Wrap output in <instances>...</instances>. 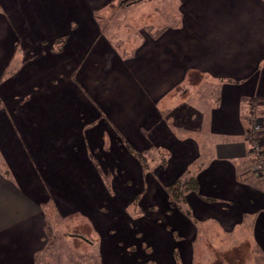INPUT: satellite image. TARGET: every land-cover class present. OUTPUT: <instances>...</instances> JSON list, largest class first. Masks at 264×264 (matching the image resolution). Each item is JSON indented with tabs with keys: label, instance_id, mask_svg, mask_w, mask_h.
Here are the masks:
<instances>
[{
	"label": "crops",
	"instance_id": "1",
	"mask_svg": "<svg viewBox=\"0 0 264 264\" xmlns=\"http://www.w3.org/2000/svg\"><path fill=\"white\" fill-rule=\"evenodd\" d=\"M119 1L0 0V263L25 264L39 247V206L52 196L89 215L105 198L87 148L114 150L101 163L122 170L118 200L137 190L140 178L124 144L109 135L116 130L103 121L77 123L79 117L98 118L101 109L134 148L152 141L170 151L160 173L166 183L199 157L197 141L185 132L210 139V154L192 176L196 187L185 193L189 212L170 208L164 224L139 227L150 255L140 243L133 260H264V178L252 174L245 139L252 106L264 142V0H133L128 6ZM96 14L105 29L115 20L134 39L119 45L120 51L102 39L93 44ZM58 36L66 44L53 56L50 43ZM183 84L195 91L173 93ZM26 94L28 108L15 109L14 101ZM177 130L186 136L178 137ZM129 177L133 183L126 187ZM148 180L139 187L150 190ZM154 185L163 206V191ZM92 219L105 242L106 219ZM117 222L121 240L125 227ZM204 231L211 235L205 241ZM199 239L215 246L214 259L196 253ZM216 246L224 252H215ZM107 250L102 247L104 261Z\"/></svg>",
	"mask_w": 264,
	"mask_h": 264
},
{
	"label": "rangeland",
	"instance_id": "2",
	"mask_svg": "<svg viewBox=\"0 0 264 264\" xmlns=\"http://www.w3.org/2000/svg\"><path fill=\"white\" fill-rule=\"evenodd\" d=\"M132 1L133 0H121L119 2L124 6H128L129 2ZM95 18V23L98 28L95 32L96 35H93L92 37L93 44L96 39H102L109 44H114L115 49L120 51L122 48H120L119 45L123 44L124 41H132L134 39L131 32L129 30L126 31L125 26L117 25L115 20L108 23L109 29L108 27L105 29L104 25H101L102 22L100 20V15L96 14ZM119 24H123L122 19ZM107 32H109V34ZM114 36L115 38L113 39ZM65 41V36L55 37L53 43H50L51 48L49 53L53 56L58 54L61 55L66 44ZM34 87L33 90L35 91L37 88L36 86ZM195 88L196 86L194 85L189 86V84H183L177 87L176 91L173 90V93L182 92L185 95L192 94L195 91ZM30 97L31 94H26L22 95L17 101H14L16 106L15 109H27L30 103ZM88 101H92L93 104L97 105V101L93 99H88L87 102ZM42 104L41 107L47 108L46 102H43ZM162 104L163 102H161V106ZM0 107H2V105H0ZM99 113L98 118L94 117L91 120L79 117L77 123L80 125H90L95 121H103L117 131L115 125L102 109L99 110ZM161 113L163 117V109L161 110ZM9 115L10 113L7 112L8 118ZM252 122L256 123L257 120L254 119V116L250 115L247 130L245 132V139H247L249 147L251 145H256L259 147V150L264 149V143L254 134L250 135ZM116 131L112 134L109 133V135H113V139L124 144L128 158L133 162L137 175L140 178L137 190L132 191L125 198H120V200H118L116 179L122 174V170L116 165L105 166L101 163L102 159L110 160L114 155V150L111 149L110 146L104 149L100 147L87 148L85 154L86 160L90 165L92 174L97 178L96 183L100 185L99 189H101V193L103 192L105 198L101 202L92 205L93 212H91L90 215L88 213L80 212L77 208L72 209L73 207H71V203L69 202H67V204L65 202V204L59 205L57 197L54 196L50 198L47 205L45 204L43 207L39 206V212H41L44 217V234L40 237L39 247L30 251L28 260L25 264H139V261L133 260V255L136 253L135 249L138 244L141 243L140 248L146 250L147 256L150 255V250L147 248V243L143 240V234L139 227L150 224L162 225L164 224L163 220L167 216H171L169 212L170 208L173 210H184L187 208L184 202L185 193L191 189H186V185H183V183L186 182L185 179L188 177L191 178L195 175L194 173L209 156L210 149L207 150V147L210 146V139H208V136L205 134L199 135L197 132L194 134L189 133L188 131L185 132V130H177L176 133L178 137L184 138L186 136L185 134H187L188 137L197 141L199 157L193 161V163L186 166L183 174H177L170 182L166 183L160 179V173L163 174L166 165H168L170 151L162 145L152 141H149L147 146L143 149H136L124 139L119 131ZM81 135H84V133H81ZM248 154L253 176L256 178H264V175H256V170L254 168L259 162H262L264 166V155L261 158H258L255 154V149H252L251 147L249 148ZM143 179H149L151 181L148 180L150 190H146L144 187H139L141 183H143ZM132 183L130 177L128 181L124 180L123 182L126 187H130ZM153 183L163 191V206L159 205L155 198V193H153L155 185ZM173 184H178V186L174 185L172 187ZM175 187L176 189H174ZM109 202H112L110 206L108 205ZM88 204L90 203L88 202ZM112 206L117 208L112 209ZM188 210L189 209L187 208V211ZM91 217L106 219L105 221H107V225L104 224L102 230L105 242L100 243L98 234L99 229L95 228V225H100L97 224V220H94ZM114 220H119L117 225L121 224L122 227H125L124 238L121 240H119L121 232L117 231ZM3 231L4 229L0 230V234ZM208 237L210 239V232L204 231L203 240H208ZM134 241L136 243H133ZM201 241L202 240L199 239V245L195 247V249H197L196 253H198L200 257L207 254L210 255L211 259L213 256L214 259L217 254H215V256L213 255L212 248L215 246H210L205 242H202L201 244ZM103 246L108 249L106 251L105 261L101 259V250ZM219 249L220 248L216 246L214 251L224 252L223 248ZM107 253L111 257H108ZM1 257L2 253H0V258ZM254 262L255 264H264V260L260 259V255H257ZM224 263L227 264L229 261H225ZM146 264L152 263L151 261H148ZM230 264H238V262L233 261L232 259Z\"/></svg>",
	"mask_w": 264,
	"mask_h": 264
},
{
	"label": "built area",
	"instance_id": "3",
	"mask_svg": "<svg viewBox=\"0 0 264 264\" xmlns=\"http://www.w3.org/2000/svg\"><path fill=\"white\" fill-rule=\"evenodd\" d=\"M259 128H260V125L258 122L256 123L252 122V128L250 131L251 133L250 135L254 134L255 136H257V138H259L263 142L262 137L259 135ZM250 147L252 149H255V154L258 156V158L259 157L261 158L264 155V149L259 150V147L256 145H251ZM254 168L256 170L255 172L256 175L258 176L264 175V166L262 162L257 163V166H255Z\"/></svg>",
	"mask_w": 264,
	"mask_h": 264
},
{
	"label": "trees",
	"instance_id": "4",
	"mask_svg": "<svg viewBox=\"0 0 264 264\" xmlns=\"http://www.w3.org/2000/svg\"><path fill=\"white\" fill-rule=\"evenodd\" d=\"M251 101H252V100H251ZM253 102H254V100H253ZM253 102H252V104H253ZM250 115H251V116H254V109H253L252 106H251V110H250ZM185 181H186V182L183 183V185H184V184L186 185V189H188V190H189V189H192V190H193V189L196 187V182H195V180H193L192 177H191V178L188 177L187 179H185ZM174 185H175V186H176V185L178 186V184H173L172 187H173ZM174 189H176V187H175ZM74 235H75V234H74Z\"/></svg>",
	"mask_w": 264,
	"mask_h": 264
}]
</instances>
